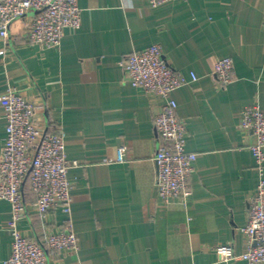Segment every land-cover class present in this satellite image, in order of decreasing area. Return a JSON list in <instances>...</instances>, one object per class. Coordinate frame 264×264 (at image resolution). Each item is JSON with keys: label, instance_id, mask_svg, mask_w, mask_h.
<instances>
[{"label": "crops", "instance_id": "obj_1", "mask_svg": "<svg viewBox=\"0 0 264 264\" xmlns=\"http://www.w3.org/2000/svg\"><path fill=\"white\" fill-rule=\"evenodd\" d=\"M82 23L67 28L59 50H41L25 35L31 17L0 37V96L15 88L40 104L42 131L60 126L71 162V215L62 208L44 220L24 191V234L42 239L71 218L78 252L49 255V264H226L216 248H246L248 199L261 173L240 128L245 106L264 110V0H174L152 8L148 0H78ZM158 45L166 61L198 81L172 94L187 124V150L198 155L188 209L165 205L156 194L159 146L154 116L161 99L125 80L126 56ZM231 57L236 77L219 88L217 58ZM6 120L0 109V157ZM128 149L117 162L118 149ZM7 201H0V264L12 251ZM231 264H245L236 259Z\"/></svg>", "mask_w": 264, "mask_h": 264}, {"label": "built area", "instance_id": "obj_2", "mask_svg": "<svg viewBox=\"0 0 264 264\" xmlns=\"http://www.w3.org/2000/svg\"><path fill=\"white\" fill-rule=\"evenodd\" d=\"M152 8L174 0H148ZM31 17L25 41L41 50H59L67 28L78 29L82 10L78 0H0V37L7 40L14 21ZM125 80L135 88L161 99L154 116L159 146L154 156L157 167L156 194L165 205L178 202L188 209L192 197L191 176L198 155L186 148L187 124L178 117V104L172 94L198 81L192 72L188 78L173 68L163 50L153 45L126 56ZM219 88H226L236 77L231 57L217 58L212 72ZM0 109L6 120V136L0 157V201L11 206L7 229L12 236V251L5 264H49V255L78 252L79 237L71 218L65 228L52 231L42 239H33L20 228L28 215L24 191L29 183L35 197L34 215L44 220L56 208L70 216L73 184L68 178L71 162L66 154L65 133L60 126L42 131L38 113L42 109L15 88L0 96ZM240 128L252 137L250 150L261 173L258 186L248 199V222L243 228L246 248L236 256L232 244L216 248L219 262L231 264L240 259L245 264H264V110L259 104L245 106L240 114ZM128 149L122 145L117 162H125Z\"/></svg>", "mask_w": 264, "mask_h": 264}]
</instances>
